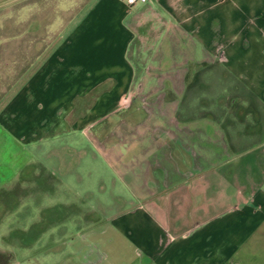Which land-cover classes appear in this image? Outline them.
<instances>
[{
	"label": "crops",
	"instance_id": "obj_1",
	"mask_svg": "<svg viewBox=\"0 0 264 264\" xmlns=\"http://www.w3.org/2000/svg\"><path fill=\"white\" fill-rule=\"evenodd\" d=\"M78 2L0 39V184L33 185L39 213L44 185L77 195L101 161L136 204L79 233L82 248L109 247V229L140 264H264V0Z\"/></svg>",
	"mask_w": 264,
	"mask_h": 264
},
{
	"label": "rangeland",
	"instance_id": "obj_2",
	"mask_svg": "<svg viewBox=\"0 0 264 264\" xmlns=\"http://www.w3.org/2000/svg\"><path fill=\"white\" fill-rule=\"evenodd\" d=\"M55 1L57 0H0V39L4 36H13V34L20 36L18 32H20L22 19L29 18L30 22L31 18L35 16L32 13L33 9L39 6H50ZM61 1L64 2L61 4H65L68 0ZM77 1L82 2V0ZM66 6L69 4L67 3ZM4 49V45H0V50H2L0 51V61L4 60ZM239 68L248 75L252 71L249 66L246 67L244 64H241ZM196 94L197 91L191 95L192 101L197 100ZM133 95L130 93L128 96L131 98ZM7 158L12 161L9 158V151L2 150L0 141V164L1 161L8 160ZM48 169H53V167H48ZM90 177L88 185H78V187L90 190L91 195L87 199V204L92 202V210L87 205V213H83L84 205L80 199L82 196H78V194L84 196L85 193H88L87 190H80L75 195L73 191L63 190L57 185H44L43 192L45 194L39 198V202L43 200V209L38 213L37 191L31 189L33 185H26V183L15 185L9 181L0 184V251L9 255L8 264H140L137 256L132 252L133 250L125 247L123 241L109 229L105 231L106 237H109V247L102 246L101 239L95 237L92 241V250L82 248L81 242L77 238L80 236L79 233H83L90 226H99L104 217L110 216L113 209L136 204L129 185L117 183V179H113L105 163L97 161L93 164ZM102 183L104 185H100ZM41 186L39 185V187ZM204 199L196 198L191 199L190 202L187 201L189 205L183 207L187 208L186 212L183 211L184 214L186 215L188 212L190 214L192 208L189 206L194 207ZM57 200H61L65 205L63 208L65 215L60 216V219H66L65 224H68V230L65 232H59L53 228V219H56L53 208L57 206L55 205ZM75 208L76 211H81L82 222L78 219L69 221L72 218L67 214L73 213ZM208 208V206H204V209ZM176 209L178 211L176 215L180 218L179 209L181 208L177 206L174 210ZM55 214L57 213L55 212ZM166 216L171 217L170 213ZM196 218H198L197 215L191 216L190 214V217L183 223L191 222ZM75 225L77 229L73 228ZM71 229L73 233H70ZM75 230L78 232L76 233Z\"/></svg>",
	"mask_w": 264,
	"mask_h": 264
},
{
	"label": "trees",
	"instance_id": "obj_3",
	"mask_svg": "<svg viewBox=\"0 0 264 264\" xmlns=\"http://www.w3.org/2000/svg\"><path fill=\"white\" fill-rule=\"evenodd\" d=\"M9 260V255L6 252L0 251V264H8Z\"/></svg>",
	"mask_w": 264,
	"mask_h": 264
},
{
	"label": "built area",
	"instance_id": "obj_4",
	"mask_svg": "<svg viewBox=\"0 0 264 264\" xmlns=\"http://www.w3.org/2000/svg\"><path fill=\"white\" fill-rule=\"evenodd\" d=\"M128 4H135V3H137V2H144V1H146V0H125Z\"/></svg>",
	"mask_w": 264,
	"mask_h": 264
}]
</instances>
